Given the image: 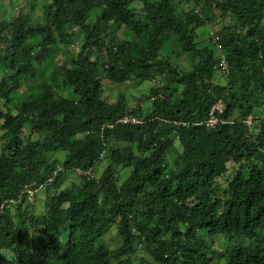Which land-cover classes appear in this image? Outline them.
I'll return each instance as SVG.
<instances>
[{
	"label": "trees",
	"instance_id": "16d2710c",
	"mask_svg": "<svg viewBox=\"0 0 264 264\" xmlns=\"http://www.w3.org/2000/svg\"><path fill=\"white\" fill-rule=\"evenodd\" d=\"M191 4L52 0L35 26L23 14L0 20V264H264V0ZM217 23L227 69L215 47L196 42ZM122 28L132 40L117 38ZM78 29L85 43L75 53ZM173 37L190 69L162 54ZM56 45L70 60L40 76ZM26 82L30 96L17 99ZM145 82L136 110L122 94L104 99L105 84ZM218 100L224 123L198 125ZM129 112L145 124L119 123ZM176 142L181 154L169 163ZM120 170L130 172L123 181ZM27 186L46 191L41 213ZM220 236L224 251L210 241Z\"/></svg>",
	"mask_w": 264,
	"mask_h": 264
},
{
	"label": "rangeland",
	"instance_id": "374dc122",
	"mask_svg": "<svg viewBox=\"0 0 264 264\" xmlns=\"http://www.w3.org/2000/svg\"><path fill=\"white\" fill-rule=\"evenodd\" d=\"M191 1L176 0V3H180L181 8L187 12L189 11V9H191L190 6H193L191 4ZM51 2L52 0H0V20L11 21L15 16L19 14H23V15L29 16L30 26H35L42 22L44 8L48 6ZM5 4H7L9 8H11L12 5H16V9H15L16 15L15 16H9L4 11ZM98 14H99V11H95L94 13H92V16L89 19V24L94 25L97 22ZM218 15L220 16L219 13ZM223 26H224L223 23H217L212 26H204L203 28H200L197 31V38H196V42L198 43V46L201 49L205 47H210L211 49H213L215 46L213 37L214 39L218 37L219 32L223 29ZM77 31H78L77 33L78 37L80 39H79V42L75 44V47H73L75 53H78L81 50V47L85 43L83 32L80 31L79 29ZM116 36L121 41L133 39V35L126 28H122L121 30L117 31ZM36 40L37 38L33 39L32 42L35 43ZM105 42L107 46H109L110 39L107 35H105ZM138 42L140 46H143V47L146 46L145 38H140ZM93 51H94V48H92L90 52L92 53ZM104 54H107L106 48L104 49ZM134 54L137 55L136 52H134ZM162 54L170 56L171 60L177 65H182L183 67L188 68V69L191 68L192 63L190 59L183 54L181 48L179 47L178 42L176 41L174 37L166 43L162 51ZM65 59L70 60V58H68L64 54L63 47L61 45L59 46L56 45L53 51L51 52L50 56L46 59V62L42 67L40 76H49L53 72V70L57 68V66H60L62 62H64ZM215 82L226 84V81L223 79L221 75L215 78ZM131 85L132 84L113 85V86L108 85L107 86L105 84L106 91L104 93V99L109 103H113V102H116L117 100H120V95L122 94L127 100L128 105L134 106L135 104L133 103L136 101L135 99L136 98L141 99L142 96H144L145 94L147 95L149 89L152 87L151 82H145L144 84L138 87H135L134 85L131 86ZM32 88H33V83L31 82L24 83L20 89V92H18V94H16L15 97L17 99H20V98L27 99L32 92ZM66 96L68 97L73 96L71 89L69 88L66 89ZM8 107L10 108V110L14 112V114H16L19 110L17 101H14L11 105H8ZM142 108L144 111L149 112L152 108V100L145 102L142 105ZM2 132L3 131L0 130V142L1 141L3 142L5 140V138L2 137V134H3ZM176 144H177L176 149H173L168 155L169 163H172L173 160H175L174 157L177 158L181 154L180 152L181 148L180 150L178 149L179 143L176 142ZM63 156L64 154H61V156L59 157H63ZM106 165L107 164L105 161H100L96 165V170L102 172ZM129 173H130L129 170H120L119 177L121 181L125 180V178H127ZM45 193L46 191L44 190L37 194V199L40 202L39 203L40 207H39V210H37L38 211L37 213L42 212L41 209H42V206L44 205L43 203H45V199H44ZM116 233H117V230L114 228V230L111 231V233L107 236L108 242H110L109 240L111 238H115ZM210 241L213 244V246L219 249L220 251H224L229 245V239L226 237H221V236L215 237V238H211ZM116 244H117L116 242L112 243L110 247L114 249ZM140 256L144 257L146 255H140Z\"/></svg>",
	"mask_w": 264,
	"mask_h": 264
},
{
	"label": "built area",
	"instance_id": "2783aa9c",
	"mask_svg": "<svg viewBox=\"0 0 264 264\" xmlns=\"http://www.w3.org/2000/svg\"><path fill=\"white\" fill-rule=\"evenodd\" d=\"M218 38H216V47L218 50H220L222 48V46L219 44ZM221 65L223 66L224 69H227L228 65L226 63V56L222 53L221 51V56L219 58ZM225 110V105L224 102L222 100H220L218 103H216L209 112V117L208 119L202 123L203 125H205L207 128L209 129H215L220 123H222V118L221 115L224 113ZM133 111V110H131ZM156 120H159V118H156ZM120 123L124 124V125H143L146 122V119L144 117H140L137 114H133L132 112H130V114H126L120 121ZM248 125H252V122L249 121ZM42 188V186H41ZM37 191L33 190V189H28L26 191V194L28 196L29 199H33L35 196V193ZM12 203H15V201H10ZM4 207V204L1 206L0 210H2Z\"/></svg>",
	"mask_w": 264,
	"mask_h": 264
},
{
	"label": "clouds",
	"instance_id": "9594fccd",
	"mask_svg": "<svg viewBox=\"0 0 264 264\" xmlns=\"http://www.w3.org/2000/svg\"><path fill=\"white\" fill-rule=\"evenodd\" d=\"M15 9H16V5H12V7L11 8H9V6L7 5V4H5L4 5V11L9 15V16H15L16 15V11H15ZM215 41H216V38L214 39V47H215V50H217L216 51V53H217V56H219V58H220V56H221V51H222V48L220 49V50H218L217 49V47H216V43H215ZM217 42H219V40L217 41ZM222 46V45H221ZM210 48V47H209ZM212 50H214V48L212 49ZM215 52V51H214ZM223 53V52H222ZM224 54V53H223ZM220 100H218L217 101V103L219 102ZM224 105H225V103H224ZM130 108H129V110L131 111V110H136L137 109V105L135 104L134 106H129ZM226 109V108H225ZM151 111V110H150ZM149 111V112H150ZM146 112H148V111H144V113H146ZM224 113H225V110H224ZM224 113L222 114L223 116H224ZM129 114H130V112H129ZM221 115V116H222ZM144 117V116H143ZM209 117V116H208ZM123 118V117H122ZM121 118V119H122ZM145 118V117H144ZM156 118H159V120H156ZM120 119V120H121ZM146 119V118H145ZM208 119V118H207ZM206 119V120H207ZM119 120V121H120ZM154 120H156V121H159V122H162V121H164V119L163 118H161V117H159V116H155V117H153V118H151V120H150V122H152V121H154ZM205 120V121H206ZM204 121V122H205ZM249 121H251L252 122V125L250 126V125H248L249 127H251V129L253 128V127H255V123H254V120L252 119V118H249V120H248V122ZM204 122H202V123H204ZM247 122V123H248ZM120 123V122H119ZM202 123H200V124H198V125H203ZM224 123V121H223V119H222V123H220L217 127H219L221 124H223ZM122 124V123H121ZM217 127L215 128V129H217ZM207 128V127H206ZM207 129H209V128H207ZM214 130V129H213ZM64 157V156H63ZM97 172H99V174H101L102 172H100V171H97ZM77 173H78V176H79V178H80V176H85V177H87V178H94V174H93V171L92 170H90V171H88V172H83V171H81V170H77ZM57 174V173H56ZM71 178H74V177H71ZM28 189H32V188H30V187H26V191L28 190ZM39 189V190H38ZM33 190H36L37 192L35 193V196H34V198L33 199H29L28 198V200L30 201V202H34L35 200H36V195L40 192V190H42V188H41V186H40V188H36V189H33ZM25 195H27L26 194V192H25ZM28 197V196H27ZM11 201V200H10ZM9 201V203H12V202H10ZM12 201H14V200H12ZM12 204H14V203H12ZM18 204V203H17Z\"/></svg>",
	"mask_w": 264,
	"mask_h": 264
}]
</instances>
